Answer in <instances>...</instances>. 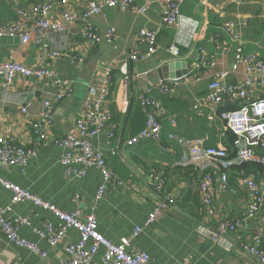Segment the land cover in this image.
Masks as SVG:
<instances>
[{
  "label": "crops",
  "instance_id": "obj_1",
  "mask_svg": "<svg viewBox=\"0 0 264 264\" xmlns=\"http://www.w3.org/2000/svg\"><path fill=\"white\" fill-rule=\"evenodd\" d=\"M21 1L29 4L32 0ZM44 1L53 3L60 10L59 0ZM90 1L102 0H72L70 9L81 15ZM143 4L144 1L136 6ZM162 6V0H159L144 15H138L134 6L126 12L109 9L106 18H93L101 33L109 27L117 29L119 40L116 46L108 43L95 45L84 40L78 24L64 34L34 33L26 45L12 38L0 41V63L12 52L21 64L38 66L40 42H47L52 50L84 59L78 67L63 60L49 64L65 83H72L73 92L56 105L54 124L45 140L34 134L33 123L43 101L53 99L57 94L56 86L48 79L18 78L6 89L0 80V136L37 150V156L29 162L25 172L16 167L0 168V176L66 212L77 207L74 199L80 195L82 218L92 213L97 188L103 181L101 172L91 168L82 180L67 177L59 162L61 151L53 140L75 132L88 100V87L100 83L110 71L107 109L114 114V124L92 142L106 155L108 166L124 185L108 187L104 198L97 204L94 213L99 233L113 243H119L122 238H130L136 226L142 227L138 237L131 240V249L148 253L150 264H259L256 258L244 253L241 246L252 244L254 237L260 236L261 247L264 248V210L242 224L223 245L214 243L209 237L220 222H237L246 216L251 195L239 185L240 177L254 175L264 191V175L258 166L249 164L229 171V183L234 193H218L214 199L217 214L209 218L198 190L200 173L193 168L174 167L181 147L174 143L173 147L170 146L167 135L175 133L192 139L208 137L210 146L231 151L225 137L228 129L218 114L219 108L196 110L194 106L207 94L208 84L218 73L228 72L227 82L231 84L244 79L242 67L234 70L237 42L224 30V25L235 23L237 32L242 35L245 53L264 58V0H242L239 3L232 0H186L181 7L182 19L177 27L161 23ZM55 15V19L59 18ZM15 19L13 4L0 0V24ZM143 28L158 31L157 52L149 60L131 61L129 56L141 48L136 34ZM174 43L180 50L179 60H173L169 50ZM176 61L187 62V74L174 78L180 81L173 86L171 93L153 92V97L168 115L163 119L164 141L128 145V140L138 135L146 123L140 95L149 82L173 80L160 79L158 69ZM124 62L128 64L129 81L126 82L121 71ZM250 93L253 97H264V89H251ZM24 109L27 111L23 112ZM173 119L176 125L172 124ZM110 134H114L113 139ZM168 146L172 147L171 151L165 150ZM112 148L116 150L115 155L111 154ZM155 170L165 172L167 190L175 195L176 204L158 221L146 227L144 223L149 213L160 200L149 183V176ZM12 197V192L0 186V206L11 207L10 217H30L32 227H40L44 221L58 223L56 217L29 201L13 204ZM20 234L38 243L48 253L47 258L42 259L16 247L0 232V264H60L65 257L64 244L50 249L31 227H23ZM77 239L78 233L70 230L66 242ZM102 254L103 250L95 258V264H103Z\"/></svg>",
  "mask_w": 264,
  "mask_h": 264
},
{
  "label": "built area",
  "instance_id": "obj_2",
  "mask_svg": "<svg viewBox=\"0 0 264 264\" xmlns=\"http://www.w3.org/2000/svg\"><path fill=\"white\" fill-rule=\"evenodd\" d=\"M15 7L16 19L9 23L0 24V41L4 38L18 39L23 45L30 42L34 33L40 35L64 34L76 24L79 26L80 36L95 45L108 43L117 45L119 40L115 27H109L104 33L95 27L93 18H106V11L117 9L126 12L135 6L138 15H144L148 9L159 0H102L90 1L81 15H77L70 9L72 0H59L60 10L44 0H32L24 4L21 0H8ZM144 1L140 7L136 6ZM236 3L242 0H232ZM186 0H162L161 23L168 27L180 25L182 15L181 7ZM57 14L59 18L55 19ZM235 23L224 25V30L237 42L234 53V70L243 68L244 79L238 84L227 82L229 73L221 72L208 84L207 94L195 102L194 109L201 110L204 107L226 108L229 105L239 104V108L225 110L220 118L225 122L228 130L236 135L232 151L225 148L209 145L208 137L185 138L175 133L167 135L170 146L172 143L181 147L178 161L174 163L176 168H193L200 173L198 190L203 208L207 217L213 218L217 211L214 199L218 193H234L229 183V171L244 164L257 163L261 166L264 175V97H253L251 89H264V58H259L244 51L242 35L237 32ZM158 31L143 28L138 30L136 38L140 49L135 50L130 56L131 61H146L157 52ZM41 51L37 57L38 66H26L18 62L14 53H9L7 58L0 63V80L4 88H10L18 78L26 80H51L58 89L53 99H46L42 103L41 111L33 123L34 134L40 139L48 138L49 131L53 127L55 107L67 95L73 92L72 83H65L59 75L49 67L50 62L63 60L69 65L78 67L84 63V59L67 52L52 50L47 42H40ZM173 60L181 58L179 47L176 43L169 47ZM124 82L129 81L128 64L121 66ZM110 71L98 84L88 87V100L82 117L77 122L74 133H68L53 140V143L61 151L60 164L67 177L82 180L87 176L88 170L95 168L101 172L103 181L98 186L95 195L93 212L82 218L81 196H75L77 207L66 212L59 209L49 201H45L28 189L22 188L0 176V186L12 192V203L29 201L34 206L44 209L57 218L58 223L44 221L40 227H32L31 218L19 215L9 216L11 207L0 206V232L9 243L18 248L46 259L48 253L41 249L38 243L29 241L21 236L23 227H31L34 234L42 241H46L50 249H55L64 244L65 257L60 264H95V258L103 250V264H150L151 257L148 253L131 249V240L138 237L143 231L136 226L130 238H122L119 243H113L105 238L97 230L95 209L110 186H123L124 182L108 166L106 155L93 146V139L113 127L114 114L107 109L110 101ZM179 79L159 80L149 82L139 101L145 115L146 123L141 132L130 138L128 145H137L144 141H156L162 143L163 119L168 115L161 103L153 97L155 90L165 94L172 91ZM27 110L24 109L23 112ZM172 124L176 125L175 119ZM114 134H110L113 139ZM168 146L165 150H172ZM115 155L116 150L111 149ZM37 156L35 148H29L0 136V168H19L25 172L29 162ZM239 185L247 189L251 195L247 214L237 222L222 221L216 231L209 234L210 239L219 245H223L228 237L238 231L242 224L255 218L264 210V191L254 175H246L239 178ZM149 183L159 201L149 213L144 225L147 227L158 221L169 209L176 204V197L167 190L165 172L155 170L149 176ZM70 230L78 233L75 242H66ZM260 236H255L252 244H244L241 249L244 253L256 258L259 264H264V248L261 247Z\"/></svg>",
  "mask_w": 264,
  "mask_h": 264
},
{
  "label": "water",
  "instance_id": "obj_3",
  "mask_svg": "<svg viewBox=\"0 0 264 264\" xmlns=\"http://www.w3.org/2000/svg\"><path fill=\"white\" fill-rule=\"evenodd\" d=\"M187 69H188V65L187 62H180V61H176V62H170L164 66H162L161 68L158 69V73L159 78L160 79H168V78H177L181 77L182 75L187 74ZM174 71H177L175 74L173 73Z\"/></svg>",
  "mask_w": 264,
  "mask_h": 264
},
{
  "label": "trees",
  "instance_id": "obj_4",
  "mask_svg": "<svg viewBox=\"0 0 264 264\" xmlns=\"http://www.w3.org/2000/svg\"><path fill=\"white\" fill-rule=\"evenodd\" d=\"M237 108H239V104L237 103V104H235V105H229L228 107H226V108H219L218 109V114H219V116H220V114L223 112V111H225V110H232V109H237ZM226 138H227V141H228V145L230 146V149L229 150H231L232 151V147H233V142H234V140L236 139V135L233 133V132H231L230 130H227L226 131V136H225ZM231 151H229V152H231ZM252 165H255V166H258V168H259V170L261 171V166L259 165V164H257V163H251ZM247 165H249V163L248 164H244V165H242V166H240V167H238V168H243V167H245V166H247ZM189 169V168H188ZM191 169V168H190ZM196 171V170H195ZM198 172V171H197Z\"/></svg>",
  "mask_w": 264,
  "mask_h": 264
}]
</instances>
